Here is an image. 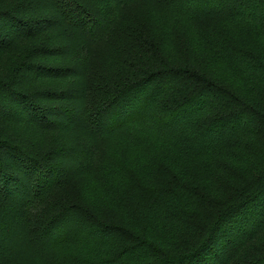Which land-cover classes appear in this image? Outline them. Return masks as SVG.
Listing matches in <instances>:
<instances>
[{"label": "trees", "instance_id": "16d2710c", "mask_svg": "<svg viewBox=\"0 0 264 264\" xmlns=\"http://www.w3.org/2000/svg\"><path fill=\"white\" fill-rule=\"evenodd\" d=\"M43 37L0 73V264H264V0H0V56Z\"/></svg>", "mask_w": 264, "mask_h": 264}, {"label": "rangeland", "instance_id": "374dc122", "mask_svg": "<svg viewBox=\"0 0 264 264\" xmlns=\"http://www.w3.org/2000/svg\"><path fill=\"white\" fill-rule=\"evenodd\" d=\"M37 2L39 0H36ZM68 2V1H65ZM133 5L124 4L123 7V14L120 18V21L117 23L116 26L106 31V34L102 37L104 38L102 40V44L104 46H100V44H96L93 46V49L95 50V55L92 56L91 66H90V80L95 81L98 78L102 77L106 80H108L111 76L109 74L108 76H105L106 74V68L101 66V62L99 60V56L101 54H111V49L118 46L120 50H125L124 44L119 43L124 37L127 35V33L130 31V27L135 22L136 18L139 16L137 13V7L143 6V2H136L132 3ZM64 26L69 27L68 23H64ZM127 32V33H126ZM44 40V37L38 41H34L31 43H25L23 44L20 49H18V54H16L12 51L9 53H4L0 56V73H7L8 71L12 70L14 66L16 65L15 60L20 58L22 54L27 53V51L30 50V48L39 47L42 41ZM115 65V64H114ZM119 68V67H118ZM95 70H97L95 72ZM78 195H79V188L78 183L74 182L70 185H67L64 188L58 189L56 192H54V198H48V202L57 203V204H76L78 203ZM42 204H46V199H42L40 201ZM39 212V211H37ZM39 214V213H38Z\"/></svg>", "mask_w": 264, "mask_h": 264}]
</instances>
